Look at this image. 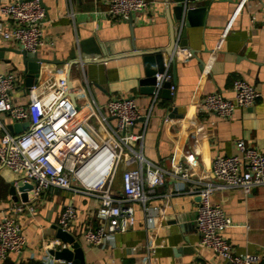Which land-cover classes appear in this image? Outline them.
I'll list each match as a JSON object with an SVG mask.
<instances>
[{"label": "crops", "instance_id": "0c3cea01", "mask_svg": "<svg viewBox=\"0 0 264 264\" xmlns=\"http://www.w3.org/2000/svg\"><path fill=\"white\" fill-rule=\"evenodd\" d=\"M14 1L0 0V5ZM147 1L151 7L136 13L130 24L102 15L110 0H41L46 20L42 27L44 43L37 54L57 64L42 66L36 82L54 76L68 78L69 63H75L70 81H79L78 87L99 105L133 98L146 114L151 110L153 95L141 91L145 67L141 56L131 54L134 47L138 51L168 49L172 29L177 41L183 39L181 23H174L173 7L189 2L190 8H207L204 25L187 29L188 47L177 45L175 66L167 54L163 55L175 86L172 99L165 98L161 90L149 119L128 130L145 132L142 154L166 171L165 183L150 196L146 206L131 204L135 224L102 248L84 238L85 231L101 224L95 197L53 187L38 199L32 200L28 192L27 202L20 198L15 202L10 188L21 177L0 165V221L13 216L26 238L24 252L9 253L0 264H229L200 247L195 220L199 191L212 181L213 163L218 157L234 155L238 141L264 152V0ZM241 2L243 7L237 12ZM0 20L11 23L5 16ZM21 49L19 43L0 37V73L15 74L13 102L26 106L27 76L23 57L17 53ZM81 60L88 62L77 63ZM237 79L260 93L253 108H237L230 118L200 111L209 94L222 93L233 100ZM5 118L8 127L19 126L16 134L28 129L22 126L27 122L13 123ZM111 122L116 124L114 119ZM1 137L2 132L0 143ZM132 146L136 150L140 147L139 143ZM178 165L188 170V180L175 175ZM125 168L122 162L115 180L117 189L122 188ZM210 202L232 219L233 226L225 230L224 236L235 254H264V186L253 188L248 195L241 188L216 191ZM70 205L76 209L77 218L67 231L79 243L81 263L58 260L51 254L57 249L49 247L57 240L61 214ZM18 206L24 212H15Z\"/></svg>", "mask_w": 264, "mask_h": 264}, {"label": "built area", "instance_id": "2783aa9c", "mask_svg": "<svg viewBox=\"0 0 264 264\" xmlns=\"http://www.w3.org/2000/svg\"><path fill=\"white\" fill-rule=\"evenodd\" d=\"M150 7L147 0H110L108 10L102 15L131 21L136 13ZM242 7L241 2L237 12ZM0 16L11 21L8 24L0 20V37L19 43L30 53H38L44 43L42 27L46 20L41 0H17L0 5ZM183 27L181 23V31ZM155 77L151 110L164 83L173 82L169 67ZM16 80L13 72L0 73V165L32 185V200L53 187L95 197L101 224L85 231L84 238L92 246L107 247L116 235L135 224L131 204L146 206L150 196L165 183L166 171L148 162L142 154L145 132L128 131L137 122L147 121L151 110L143 114L135 100L126 97L99 105L85 89L79 86L78 90L79 81L69 82L66 76L36 82L27 90L29 103L19 106L12 99ZM70 86L74 97L69 95ZM174 91L173 85L171 93ZM233 93V100L222 93L207 95L200 111L230 118L237 108H253L260 98L254 86L240 79L234 81ZM5 117L13 123L27 122L29 127L20 134L12 133ZM113 119L116 124L111 122ZM135 143H139L140 150L133 148ZM122 162L126 168L122 188L117 189L115 180ZM175 175L184 180L190 178L182 165L175 167ZM211 176L212 181L199 191L195 222L200 247L211 250L229 264L261 263L264 254H235L224 236L225 230L233 226L232 219L220 206L212 205L210 198L214 192L229 188H241L248 195L253 188L264 186V152L238 141L234 155L214 161ZM29 210L33 212L32 207ZM15 212H24V208L18 206ZM76 218V209L67 206L59 220L60 228L67 231ZM25 247L26 238L18 221L13 216L0 221V262L9 253L22 254ZM49 247L60 251L67 245L55 240Z\"/></svg>", "mask_w": 264, "mask_h": 264}, {"label": "water", "instance_id": "95a60500", "mask_svg": "<svg viewBox=\"0 0 264 264\" xmlns=\"http://www.w3.org/2000/svg\"><path fill=\"white\" fill-rule=\"evenodd\" d=\"M43 5V3H42ZM169 5V4H168ZM44 6V5H43ZM169 7V6H168ZM174 13V23L178 21L180 23H184L181 41H177L174 33V29H172V40L171 45L168 49L165 50H155V51H138L134 47V51L131 54L134 56H141L143 58L144 67H145V78L140 80L141 91L144 94L153 95L156 90V77L155 75L158 73H163L165 71V60L164 54H167L173 66H175V49L176 47L187 48L188 40H187V29L190 27H200L205 23V18L207 15V8L199 7V8H190L189 3H179L178 5L173 7ZM130 24H133V21H128ZM133 30L134 28L131 27ZM178 45V46H177ZM23 57L24 63V73L26 77V87H32L35 82L40 77V73L42 70V66L54 63L57 64V61H47L39 57L37 53H30L23 48L20 51H17ZM74 57V56H73ZM88 61L81 60L77 63H86ZM75 63H69L68 68V81L70 82L72 67ZM174 85V82H166L163 85V94L165 98L172 99L171 87ZM69 95L74 97L72 88H69ZM21 126V125H20ZM23 127H29V123H25L22 125ZM18 125L10 126L9 130L12 133H15V130L18 129ZM32 190V185L26 183L22 180L17 183H13L10 188V195L12 196L15 202L19 201V198L23 202L28 201V192ZM19 194V196H18ZM57 240H60L62 243L67 245V248H64L60 251H51V254L56 257L58 260L65 261H75L76 263H81L79 260L82 257V251L80 249L79 243L76 242L74 237L63 229H58Z\"/></svg>", "mask_w": 264, "mask_h": 264}]
</instances>
